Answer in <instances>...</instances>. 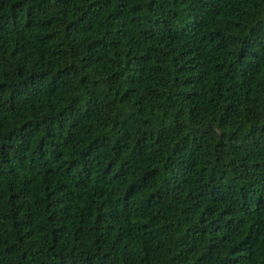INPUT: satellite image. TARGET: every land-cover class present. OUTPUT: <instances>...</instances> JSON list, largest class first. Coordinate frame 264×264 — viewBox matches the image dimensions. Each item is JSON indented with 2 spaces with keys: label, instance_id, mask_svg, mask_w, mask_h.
Segmentation results:
<instances>
[{
  "label": "trees",
  "instance_id": "16d2710c",
  "mask_svg": "<svg viewBox=\"0 0 264 264\" xmlns=\"http://www.w3.org/2000/svg\"><path fill=\"white\" fill-rule=\"evenodd\" d=\"M0 264H264V0H0Z\"/></svg>",
  "mask_w": 264,
  "mask_h": 264
}]
</instances>
